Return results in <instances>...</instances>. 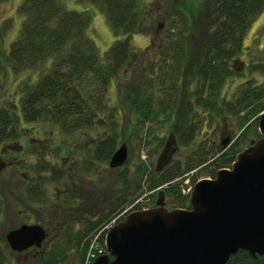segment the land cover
<instances>
[{
  "label": "trees",
  "instance_id": "1",
  "mask_svg": "<svg viewBox=\"0 0 264 264\" xmlns=\"http://www.w3.org/2000/svg\"><path fill=\"white\" fill-rule=\"evenodd\" d=\"M3 1L5 0H0ZM80 1L98 8L108 24L114 41L103 54H99L88 35L91 13L87 9L69 10L62 0L21 1L17 10L22 18L18 33L7 53L0 49V81L4 68L15 77L31 72L34 78L32 81L28 78L22 81L17 90V101L10 100L8 105L0 107V149H4V152L15 153V148L20 146V123H45L52 130L56 127L71 134L77 130L91 129L98 119V113L103 110L104 102L109 99L112 80L119 77L122 68L127 70L132 58L138 55L130 38L143 33L147 28L142 0ZM193 3L194 0H176L162 4L161 10L165 8L166 16L158 25L159 42L154 53L159 56L158 60L155 64L153 61L147 77L140 78L133 87L123 88L124 103L145 120L151 119L155 108V113L162 106L165 108L162 112L172 111L175 101L169 95L179 91L178 81L185 68L187 54L195 49L197 61L191 77L195 83L191 96L196 103L203 102V106L212 108L223 77L232 72L229 69L230 60L241 51L244 35L264 7V0H208L209 7L203 24L197 30L198 38L189 45L190 27L195 16L187 11L188 7H184V4L190 7ZM10 28L9 24L7 27L0 26V36ZM159 66L165 69L162 73L158 71ZM158 84L165 88L167 99L164 102L154 98L152 91ZM263 109L262 106L257 108L258 111ZM192 124L190 122V127L186 130L193 133ZM192 133L186 134L190 138ZM258 138L259 134L256 135V139ZM114 144L112 135L98 140L92 151L95 160H109L114 152ZM28 147L30 150L22 152L24 156L35 157L34 167L24 160L19 170L10 169L13 172L22 171V179L26 183H22L21 188L26 205H35L38 210L49 211L51 223L48 229L56 239V248L53 249L52 246L46 258H41L38 264L59 263L64 252L61 245L68 239L76 240L80 264L85 262L92 245V252L96 257L103 254L106 232L103 228L120 215L132 200L124 195L111 200L99 197L97 199L102 200L103 211L92 212L87 205L90 199L85 196L72 197L73 189L68 188V191L65 187L66 181L77 178L79 173L72 176L64 169L63 163L52 165L47 158L50 151L49 140L36 142L31 139ZM241 151L235 150L231 145H219L212 151L205 150L194 161L187 160L184 167L176 163L175 166L163 168L155 176L147 177L146 191L163 187L165 194L176 204L175 209H189V194H180L179 188L185 177L182 175L195 171L190 176L192 185L197 180L196 177L201 175L213 179L218 170L230 168ZM59 152L60 145L53 149L52 159L59 157ZM93 164L92 158L88 157L84 167H81V174H91L89 169ZM30 172L35 173L34 184L30 182ZM188 175L186 176L189 178ZM174 180L176 181L173 182ZM48 184L56 188L62 185L52 201L46 195L45 188ZM141 209L142 207L136 206L131 211ZM119 220H122L121 216L117 221ZM0 264H5L1 258ZM226 264H264V259L252 258L248 253L239 251Z\"/></svg>",
  "mask_w": 264,
  "mask_h": 264
},
{
  "label": "rangeland",
  "instance_id": "2",
  "mask_svg": "<svg viewBox=\"0 0 264 264\" xmlns=\"http://www.w3.org/2000/svg\"><path fill=\"white\" fill-rule=\"evenodd\" d=\"M21 1L5 0L0 2V26L7 27V24L11 25V28L0 36V49L5 50L6 53L20 28L22 18L17 10ZM175 1L142 0V11L146 15V22H148L147 28L143 33H137L130 38L131 45L138 52V55L132 58L127 70L122 68L119 77L112 80L109 87V99L104 102L103 110L98 113L97 118L99 120L94 121V126L91 129L77 130L71 134L58 130L56 127L52 130L51 126L45 123H20L19 126L22 129H20L21 138L18 140L20 146L15 148L17 150L15 153H9L7 150L8 152L5 153L6 161L4 159L2 161L10 162L9 167L11 169L19 170L24 160L28 165L34 167L36 163L35 157L24 156L22 151L30 150L28 146L31 139H35L36 142L47 139L50 145L47 158L51 161V164L59 165L63 163L64 169L68 170V173L72 174V176L76 172L80 175L77 177L78 179L75 177L69 182L66 181L67 184L65 183L68 191H70L68 188L73 189L72 197L80 198L85 196L90 199L91 201L87 205L95 213L103 211V206L100 202L102 200L99 201L97 198L105 197L106 200H111L114 197L124 195L132 200V203L126 205L120 213L125 216L133 207L138 206L145 209V207L154 204L158 199L157 193L160 191L163 193L164 208L167 210L176 208V204L169 195L165 194L163 187L147 192L145 183L147 177L155 176L157 173L155 171L156 160L170 134L175 141L176 150L167 164L169 167L175 166L176 163H180L184 167V163L187 160L191 159V161H194L196 157L204 153L203 151L208 149L211 151L215 150L217 146H222L223 141L226 140H228V145H231L235 150H243L251 140H255L256 135L259 134L258 118L264 112V109L261 111L257 110L260 106L264 108V65H261V63H264V7L255 20L252 21L250 28L243 37L241 48H244V51H239L230 60L229 69L232 72L227 77H223L221 88L218 90L212 108L203 106V102L200 104L196 103L191 96L195 84L192 82L191 77L197 61L196 49L193 50L194 52L189 51L187 54L186 65L180 75V81H178L179 91L169 95L175 101L172 111L164 110L162 112L161 110L165 109L162 106L155 113L157 111V108H155L150 116L151 119L145 120L135 113L134 110L130 109L128 104L124 103L123 88L133 87L140 78L147 77L153 61L155 64L158 60L159 56L154 55L159 42L158 25L166 16L165 8L161 10L162 4ZM194 1L195 3L190 7L188 4H184V7L185 5L188 7L187 11L192 12L190 14L195 16L194 22L190 27L189 45L195 42V39L197 40V30H200V24H203V18L209 7L208 0ZM62 2L69 10L80 11L87 9L91 13L88 35L99 54H103L114 41L103 13L98 8L80 0H62ZM192 31L195 32L192 33ZM238 62L242 64L241 69H239ZM157 68L160 73L165 70L164 67L161 68L159 66ZM27 78L32 81L34 78L33 73H24L15 77L4 68L0 81V107L8 105L10 100H18V87ZM156 87L152 91L154 98L156 97L155 99L162 102L166 101L165 88L159 84ZM190 122L193 123V133L186 130L187 127H190ZM186 133H192V136L189 138ZM109 135H112L115 139L114 151L121 145H125L127 150L124 164L116 169H111L108 166L109 160L105 162L96 161L92 153L96 142ZM59 145L61 150L59 157L52 159L53 149H57ZM5 146L9 147L8 145ZM88 157L92 158L94 164L89 169L91 174L84 175L81 174V167H84L85 160ZM9 172H4L3 175L6 176ZM20 172L22 173V171ZM187 174H189V178L186 176ZM187 174L182 175L185 176L182 178L179 188L182 195L190 193L197 181L212 179L201 175L196 177L197 180L192 185L190 176H193L195 171ZM34 175V172L29 174L32 184H34ZM48 176L50 175L48 174ZM61 187L62 185L58 186V188L52 184L46 185L45 190H47L46 195L49 196V201L56 198ZM12 203V197L3 198L1 203V236L8 229L19 224L22 221V218H20L22 217L21 214H24L25 210H27L26 205L23 207L15 205L13 207ZM18 211H21L18 214L19 217L17 215ZM39 214H41L40 211H38V217ZM29 220V223L33 224V219L30 218ZM76 220L78 221V219ZM27 221L24 219L23 223L28 224ZM111 223L110 220L108 224ZM53 240H51V244H48L47 250L51 249L52 246L53 249L56 248V244H54L56 239L53 238ZM61 247L64 250L63 259L57 264H80L75 239H68L66 243L64 241V245H61ZM91 248H94V245ZM7 249L6 246L0 243V255L4 256L6 264H25L27 256L24 260V258L17 257L16 254L11 255ZM38 256L40 255L37 254L31 258L29 264H38L36 260Z\"/></svg>",
  "mask_w": 264,
  "mask_h": 264
},
{
  "label": "water",
  "instance_id": "3",
  "mask_svg": "<svg viewBox=\"0 0 264 264\" xmlns=\"http://www.w3.org/2000/svg\"><path fill=\"white\" fill-rule=\"evenodd\" d=\"M257 126L260 138L250 141L229 169L193 185L189 209H165L163 193L158 192L154 207L131 211L108 229L105 253L91 264H226L239 251L264 259V112ZM175 150L170 134L157 157L156 172L167 166ZM126 157L121 145L108 166L116 169ZM3 168L0 162V171ZM43 239L37 225H21L5 236L17 252L38 247Z\"/></svg>",
  "mask_w": 264,
  "mask_h": 264
},
{
  "label": "flooded vegetation",
  "instance_id": "4",
  "mask_svg": "<svg viewBox=\"0 0 264 264\" xmlns=\"http://www.w3.org/2000/svg\"><path fill=\"white\" fill-rule=\"evenodd\" d=\"M242 51H244V48H242L240 52H242ZM261 65H264V63H261ZM241 66H242V64L239 63V69H241ZM226 141H228V140H226ZM228 144L229 143H226L225 147L228 146ZM4 151H5L4 149H0V162H2L4 164V168L0 171V212H1V203L3 202V198H5V197L6 198L12 197L13 207L15 205H18L19 207H23L24 205H26V203L24 202L25 199L22 196V188H21V184L26 183V181L21 178L22 174L20 171H16V172L11 171V169L9 167L10 162H4V161H6V159H5L6 158V155H5L6 152H4ZM3 159H4V161H2ZM7 171L8 172L10 171L9 174H6V176H4L3 175L4 172L7 173ZM157 196H158V193H157ZM163 204H164V202H163ZM154 206H155V203L152 204L151 206L145 207V209H149V208H152ZM26 207H27V210H25L24 214L23 213H22L23 215L21 214L22 217H20V218H22V221H20L17 226L8 229L6 231V233L3 234L2 236L0 235V243H2L4 246H6L8 248L7 250L11 255L16 254L17 257L24 258V260H25V257L27 256L28 258L25 260V264H29L31 258H33L37 254L40 255L36 259L37 262L43 257L46 258V256L49 254V252L51 250V249L47 250V246L50 242L53 241V236H52L51 231L48 229V227L50 226L49 223H51V216L49 215V211L48 210H38L35 207V205H26ZM164 207H165V205H164ZM38 211L41 212V214H39V217H38ZM44 212H45V214H43ZM20 213H21V211H18L17 215ZM120 216L122 217V219L125 217L124 215L120 214L117 217H115L114 219H112L115 222V224L118 223L119 221H121V220L117 221ZM18 217H19V215H18ZM30 218L33 219V224L29 223ZM24 219L28 220L27 221L28 224L23 223ZM21 225H27V226L37 225V226H40L42 228V230L44 231V239L41 241V243L38 247L37 246H30V247H28L25 250L20 251V252L12 251L9 248V246L5 240L6 234L9 231L18 228ZM0 258L6 264V261H5L6 259H4V256L0 255Z\"/></svg>",
  "mask_w": 264,
  "mask_h": 264
},
{
  "label": "built area",
  "instance_id": "5",
  "mask_svg": "<svg viewBox=\"0 0 264 264\" xmlns=\"http://www.w3.org/2000/svg\"><path fill=\"white\" fill-rule=\"evenodd\" d=\"M112 224H113V221H112L111 224H108L107 226H105V227L103 228V230L106 231V230L110 227V225H112ZM94 258H95V255H94V253L92 252V248L90 247V249H89V251H88V253H87V256H86V259H85V263H84V264H90L91 261H92Z\"/></svg>",
  "mask_w": 264,
  "mask_h": 264
}]
</instances>
